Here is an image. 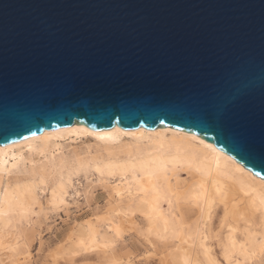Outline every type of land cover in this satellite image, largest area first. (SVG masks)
Returning a JSON list of instances; mask_svg holds the SVG:
<instances>
[{
  "label": "water",
  "instance_id": "95a60500",
  "mask_svg": "<svg viewBox=\"0 0 264 264\" xmlns=\"http://www.w3.org/2000/svg\"><path fill=\"white\" fill-rule=\"evenodd\" d=\"M75 122L189 132L264 179V0H0V145Z\"/></svg>",
  "mask_w": 264,
  "mask_h": 264
},
{
  "label": "bare ground",
  "instance_id": "6f19581e",
  "mask_svg": "<svg viewBox=\"0 0 264 264\" xmlns=\"http://www.w3.org/2000/svg\"><path fill=\"white\" fill-rule=\"evenodd\" d=\"M62 214L43 264H264V179L167 126L75 122L0 145V264H38Z\"/></svg>",
  "mask_w": 264,
  "mask_h": 264
},
{
  "label": "rangeland",
  "instance_id": "374dc122",
  "mask_svg": "<svg viewBox=\"0 0 264 264\" xmlns=\"http://www.w3.org/2000/svg\"><path fill=\"white\" fill-rule=\"evenodd\" d=\"M97 196L100 198L99 199V202L100 204H104V198L102 197V192L101 190H99L97 192ZM71 208H74V206H71ZM90 213V209H88L86 206L82 205L80 207V209L77 211V217L79 219H84L88 214ZM62 218L63 219H60V218H56L54 219L55 222L52 224V226L54 227V230H53V233L52 231H47L45 229L44 231V242L46 243L45 244V247L42 251L38 252V245H36L34 247V250H33V255L35 257V260H37L38 264H43V262L45 261V256L49 250V248L53 247L54 244L56 243V239L54 237V235H57V237H59V233L57 234L56 232L57 231H64L65 229H67L68 227V224L66 222V216L64 214H62ZM56 233V234H54ZM126 239H127V243L130 245V247L132 248L133 252L135 253V255H140L144 252V249L145 247L143 246V243L138 240V239H135V238H132L131 236L127 235L126 236ZM45 263V262H44ZM47 264H53L51 262L50 259H48L47 261ZM135 264H143L142 261H137L135 262ZM146 264H157L156 261H151V262H147Z\"/></svg>",
  "mask_w": 264,
  "mask_h": 264
}]
</instances>
